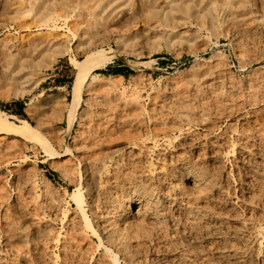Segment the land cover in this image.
I'll list each match as a JSON object with an SVG mask.
<instances>
[{
    "label": "bare ground",
    "instance_id": "1",
    "mask_svg": "<svg viewBox=\"0 0 264 264\" xmlns=\"http://www.w3.org/2000/svg\"><path fill=\"white\" fill-rule=\"evenodd\" d=\"M131 1L183 12L202 4L210 24L223 20L238 43L264 50V0H0L1 15L30 10L47 33L27 45L0 36V84L38 79L41 66L68 53L71 36L80 80L86 66L77 57L93 49L91 34ZM213 62L201 59L168 90L116 105L107 91H91L90 104L105 107L79 117L70 108L69 129L77 127L68 141L35 123L63 149L49 164L71 189H55L37 160L16 157L19 149L0 137V264H264V120L243 109L264 98V79L248 76L226 91ZM222 120L240 128L230 122L217 137ZM20 123L6 127L39 139V127Z\"/></svg>",
    "mask_w": 264,
    "mask_h": 264
},
{
    "label": "rangeland",
    "instance_id": "2",
    "mask_svg": "<svg viewBox=\"0 0 264 264\" xmlns=\"http://www.w3.org/2000/svg\"><path fill=\"white\" fill-rule=\"evenodd\" d=\"M149 3L138 4L137 1H131L126 3V7L121 6L113 13L108 14L109 16L105 15L101 25L99 24L95 28L89 38L91 40L89 47L93 49L88 52L89 55L84 53L77 57L79 61L83 62V68L86 66L80 80L76 76L77 67L70 61L75 51L80 49L76 42L77 38L71 36L72 38L70 37L68 40L71 51L69 49L68 53L59 55L55 62L45 68L42 69L41 66L38 69V79L35 77L26 78L24 81L10 86L0 84V121L4 126L20 127V119H26L32 126L37 122L40 124L43 122L51 138H54L58 133H64L68 141L74 135L77 127V124H74L73 128L69 129L70 108L73 107V113L79 117L96 111V108L98 110L105 107V105L90 104L88 95L91 91L98 89L107 91L113 105L120 103L124 98L160 93L182 80H186L190 71L198 67V62L201 59L214 61L213 64L220 70V80H222L221 83L224 82L225 90H228V86L231 87L233 82L241 85L248 76L252 79H264V50H260V46L257 44L247 47L243 46L241 42L238 43V39L236 40L231 33V26L223 20L210 24L209 18L202 10V4L194 2V11L183 12L176 11L175 7L157 1ZM0 17H2L0 18V36L2 37L14 38V40L22 41V44L27 45L37 41L40 37L47 36V33H44L46 30L36 27L30 10L20 15L0 14ZM234 40L237 42L236 46ZM252 49L255 50L254 53ZM257 52H260V58ZM25 53L26 51L23 50L22 54ZM240 54L244 56H238ZM248 56L253 60L251 61ZM213 84L214 87L210 86L211 84L206 86L210 90L213 87L212 92L216 93L218 84ZM18 89H24V92L22 94L14 93ZM13 101H18V106H8ZM19 109H22L23 115L19 114ZM243 109L248 113L256 111L257 123H262L264 120L262 118L264 117V98H259L253 104L245 101ZM249 117L248 115L247 118ZM222 121L219 122L218 130H214V135L217 137L220 136V131L229 129L230 122H233L232 128L236 130L240 128V122ZM37 129L40 130L38 132L39 139L43 140L44 145L39 139L29 141L30 139L15 134L8 128L7 130L0 128V137H4L5 144L12 146L11 143H13V146L19 149V155L16 157L25 156L37 160L55 189L62 191V187L65 186L71 189L72 185L68 184L58 170L49 164L50 161L61 160L62 156L60 155L63 154V149L58 152L54 150L51 143L42 136V127ZM227 135L229 134L227 133ZM230 139L235 140L234 138ZM20 144H24L25 148H22ZM65 147L66 145L63 146V148ZM45 149L55 155H49L44 151ZM48 157L54 158L48 159ZM42 160L46 161L42 163ZM13 163L16 164V161Z\"/></svg>",
    "mask_w": 264,
    "mask_h": 264
},
{
    "label": "trees",
    "instance_id": "3",
    "mask_svg": "<svg viewBox=\"0 0 264 264\" xmlns=\"http://www.w3.org/2000/svg\"><path fill=\"white\" fill-rule=\"evenodd\" d=\"M117 70L119 71L120 69H117ZM18 104H19L18 101H13L8 106H11V105L18 106ZM19 111H20L19 114H21V115L24 114L23 111H22V109H19Z\"/></svg>",
    "mask_w": 264,
    "mask_h": 264
}]
</instances>
